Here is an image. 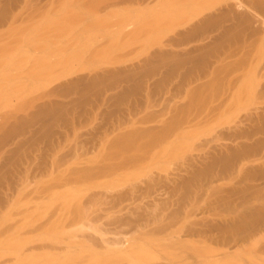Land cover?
<instances>
[{"label":"rangeland","instance_id":"rangeland-1","mask_svg":"<svg viewBox=\"0 0 264 264\" xmlns=\"http://www.w3.org/2000/svg\"><path fill=\"white\" fill-rule=\"evenodd\" d=\"M236 1L0 0V264H264Z\"/></svg>","mask_w":264,"mask_h":264},{"label":"bare ground","instance_id":"bare-ground-1","mask_svg":"<svg viewBox=\"0 0 264 264\" xmlns=\"http://www.w3.org/2000/svg\"><path fill=\"white\" fill-rule=\"evenodd\" d=\"M264 0H262V1H260L259 2V0L258 1H254V2H252L251 3V5H249V8H247L246 6L244 7L243 5H241V4H243V3H239V1H236V2H238L237 4H235V6L236 7H239L240 9H244V8H247V9H244L243 10V12H241V11H237L238 13H239V16H238V19L236 20V22H234L235 21V19L233 18V22H234V29H232L233 30V36L232 37H230V38H232V42L229 44L230 45V47H229V50L228 51H226L225 53H224V57H222V56H220L222 53H221V50H220V55H218V56H220V62L219 63H221V69H223V72H221V75H222V80L225 82V86H226V88H227V85H226V83L228 82V81H230L227 77L228 76H230V75H233V80L229 83V85L231 84L232 86H233V88L235 89V92L233 93L232 92V94H233V96H240L241 94H245V95H251L250 97H252V96H254V95H257V96H260L261 98L262 97H264V84H263V81H264V72H262V71H264V66H263V68H261V70H259V68L262 66L261 64H262V62L260 61L261 59H262V57H261V59L260 60H258L257 58H258V56H259V54H260V52L261 51H264V5H263V3H261V2H263ZM235 2V3H236ZM244 2H245V0H244ZM248 5V4H247ZM258 5V6H257ZM260 5V6H259ZM223 6V5H222ZM233 8V7H232ZM235 9H237V8H235ZM239 9V10H240ZM257 9H259V10H257ZM228 10V9H227ZM230 11V10H229ZM233 11V10H232ZM231 12V11H230ZM235 12V10L233 11V13ZM259 12L261 13V14H259ZM262 15V16H261ZM225 16V15H224ZM233 16H234V14H233ZM210 17V16H209ZM221 17V16H220ZM230 17V16H229ZM235 17H237L236 15H235ZM223 18H225V17H223ZM228 18V17H227ZM213 19V18H212ZM218 19V18H217ZM220 19V18H219ZM229 19V18H228ZM232 19V18H231ZM230 20V19H229ZM227 21V20H226ZM232 21V20H231ZM213 22V21H212ZM221 22V21H220ZM219 22V23H220ZM221 24V23H220ZM223 24V23H222ZM207 25V24H206ZM213 25V24H212ZM256 25H257V27H256ZM208 26V25H207ZM217 26V25H216ZM230 26V25H229ZM256 27L255 29L253 28V27ZM219 27H220V25H219ZM221 27H223V26H221ZM225 27V26H224ZM211 28V27H210ZM230 28V27H229ZM224 29V28H223ZM217 30V29H216ZM219 30H221V28L219 29ZM218 30V31H219ZM229 30L230 29H226V30H222L221 32H219V34L217 33V35L219 36L218 38L217 37H215V40H216V38L218 39L217 41L219 42V40L220 39H226L229 35H230V33H231V31L229 32ZM207 31V30H206ZM210 32H211V30H210ZM213 33V32H212ZM212 33H211V35H212ZM205 34H207L206 32H205ZM211 35H207L205 38L206 39H211ZM216 36V35H215ZM212 38H214V36L212 37ZM214 40V39H213ZM224 41V40H223ZM214 42V41H213ZM224 42H226V44H224V45H227V42L228 41H224ZM224 42H222V43H224ZM210 43V42H209ZM212 43V42H211ZM207 44V43H206ZM220 45H221V43H219ZM209 45V44H208ZM218 46V45H217ZM228 46V45H227ZM211 47H213L212 46V44H211V46H209L208 48H210V50H211ZM214 49H215V47H214ZM223 49H224V47H223ZM227 49V48H226ZM263 49V50H262ZM205 50H206V48H205ZM209 50V52H211ZM219 50V49H218ZM207 51H208V49H207ZM216 52H217V50H216ZM224 52V51H223ZM208 53V52H207ZM207 53H205V54H207ZM219 53V52H218ZM211 55H213V54H211ZM211 55H209V57L211 56ZM215 55V54H214ZM205 56H207V55H205ZM262 56V55H261ZM209 57L207 56V59H209ZM213 57V56H212ZM264 57V56H263ZM211 58V57H210ZM228 58H230V59H232L231 60V62H228ZM214 59H215V57H214ZM210 60V59H209ZM208 60V61H209ZM216 60H218V59H216ZM215 60V61H216ZM205 61H207V60H205ZM207 61V62H208ZM217 62V61H216ZM210 63V62H209ZM212 64V63H211ZM231 65V70L230 71H228V67ZM207 66V65H206ZM212 66V65H211ZM220 66V65H219ZM218 66V67H219ZM207 69H208V67H206ZM209 68H210V64H209ZM212 69V68H211ZM220 69V70H221ZM216 70V69H215ZM219 70V71H220ZM210 71V70H209ZM212 71H213V69H212ZM208 73V72H207ZM208 76V75H207ZM211 78V77H210ZM208 79V78H207ZM212 79V78H211ZM209 83V82H208ZM207 84V83H206ZM210 84V83H209ZM224 86V85H223ZM224 86V87H225ZM217 87V86H216ZM219 87H220V85H219ZM230 87V86H229ZM215 89V88H214ZM227 90V89H226ZM256 96V97H257ZM232 98V97H231ZM246 99V98H245ZM250 99V98H249ZM232 100V99H231ZM231 100L230 101H226V102H228V103H230L231 102ZM253 98H252V101H251V103H249V101H248V103L249 104H253ZM213 102V101H212ZM225 102V103H226ZM237 105V104H236ZM227 106V105H226ZM226 106L224 107V108H226ZM238 106V105H237ZM236 106V107H237ZM249 106V108L252 106H250V105H248ZM247 106V107H248ZM209 107V106H208ZM222 107V106H221ZM242 107V106H241ZM227 108H228V106H227ZM245 108H246V106H245ZM245 108H243L242 107V109H243V113H244V109ZM252 108V107H251ZM242 109L240 110L239 108H238V111L239 112H241L242 113ZM247 109V108H246ZM245 109V110H246ZM222 110V109H221ZM235 110H237V109H235ZM238 111H237V113H238ZM231 113H236V111H234V112H231ZM236 113V114H237ZM235 114V115H236ZM253 114V113H252ZM223 115V114H222ZM228 115H230V117L231 116H233V114L231 115V114H229L228 113ZM221 116V115H220ZM240 116V115H239ZM262 116V115H261ZM208 117H210V116H208ZM226 117H228V116H226ZM225 117V118H226ZM230 117H228L229 119H230ZM234 117H236V116H234ZM244 117V116H243ZM260 117V116H259ZM211 118V117H210ZM221 118V117H220ZM220 118H219V120H220ZM233 118V117H232ZM237 118V117H236ZM246 118H248V117H245V119ZM263 119V118H262ZM262 119H261V121H262ZM231 120V119H230ZM252 120V119H251ZM225 121H226V119H225ZM260 121V122H261ZM237 122V121H236ZM233 123V122H232ZM262 123V122H261ZM264 123V122H263ZM252 124V123H251ZM233 125V124H232ZM237 125H238V123H237ZM264 125V124H263ZM224 126V125H223ZM222 126V127H223ZM225 126H227V124L225 125ZM261 126V125H260ZM249 127V126H248ZM256 127V126H255ZM264 127V126H263ZM241 128V127H240ZM252 128V127H251ZM262 128V127H261ZM250 129V128H249ZM257 129H259V128H257ZM226 130V129H225ZM242 130V129H241ZM263 130H264V128H263ZM257 131V130H256ZM259 131H261V130H259ZM255 132V131H254ZM258 132V131H257ZM263 133H264V131H262ZM238 133V132H237ZM256 133V132H255ZM254 133V134H255ZM224 134V133H223ZM227 134V133H226ZM247 134V133H246ZM252 134V133H251ZM259 134V133H258ZM243 135V134H242ZM260 135V134H259ZM227 136V135H226ZM232 136V135H231ZM236 136V135H235ZM239 136V135H238ZM251 136V135H250ZM250 136H249V138H250ZM254 135L252 134V136L251 137H253ZM262 135H260V137H261ZM229 137V136H228ZM256 137H258V136H256ZM264 137V136H263ZM235 138V137H234ZM240 138V137H239ZM254 138V137H253ZM231 139V138H230ZM261 140H262V138H260ZM235 140V139H234ZM257 140V139H256ZM250 141V140H249ZM248 141V142H249ZM264 141V140H263ZM243 142V141H242ZM257 142V141H256ZM262 142V141H261ZM246 143V142H245ZM245 143H243L244 145H245ZM263 143V142H262ZM262 143H260V144H262ZM255 144V143H254ZM234 146V145H233ZM257 146H258V144H257ZM241 147V146H240ZM245 147V146H244ZM250 147V146H249ZM262 147V146H261ZM264 147V146H263ZM233 149V148H232ZM251 149H252V147H251ZM250 149V150H251ZM254 149V148H253ZM261 149V148H260ZM239 150H240V148H239ZM247 150H248V148H247ZM255 150H257V147L255 148ZM252 151V150H251ZM260 151V150H259ZM262 151V150H261ZM229 152H231V151H229ZM241 152V151H240ZM256 152V151H255ZM237 153V152H236ZM243 153V152H242ZM249 153H250V151H249ZM260 153V152H259ZM234 154V153H233ZM227 155V154H226ZM232 155V154H231ZM238 155H239V153H238ZM252 155H254L255 156V154H252ZM224 157V156H223ZM223 157H222V159H223ZM230 157V156H229ZM235 157H236V155H235ZM238 157H240V156H238ZM256 157V156H255ZM225 158V157H224ZM231 158V157H230ZM238 159H240V158H238ZM234 160V159H233ZM237 161V160H236ZM240 161V160H239ZM241 161H243V160H241ZM241 161H240V163H241ZM245 161V160H244ZM243 161V162H244ZM260 161V160H259ZM231 162V161H230ZM233 162V161H232ZM254 163H255V161H254ZM231 164V163H230ZM251 166V165H250ZM240 167V166H239ZM261 169H263V168H261ZM263 220V219H262ZM256 223V222H255ZM257 236V235H256ZM245 239V238H244ZM250 240V239H249ZM249 242V241H248ZM242 243V242H241ZM250 246V245H249ZM250 251V250H249ZM251 254V253H250ZM246 256V255H245ZM247 259V258H246ZM249 259V258H248ZM256 263V262H255Z\"/></svg>","mask_w":264,"mask_h":264}]
</instances>
